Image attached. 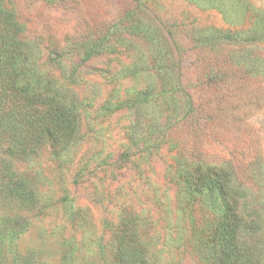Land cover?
Instances as JSON below:
<instances>
[{"label":"rangeland","instance_id":"1","mask_svg":"<svg viewBox=\"0 0 264 264\" xmlns=\"http://www.w3.org/2000/svg\"><path fill=\"white\" fill-rule=\"evenodd\" d=\"M6 5L74 127L63 148L9 158L22 186L0 194V264H121L122 239L141 250L125 264H218L207 166L264 264V0Z\"/></svg>","mask_w":264,"mask_h":264},{"label":"trees","instance_id":"2","mask_svg":"<svg viewBox=\"0 0 264 264\" xmlns=\"http://www.w3.org/2000/svg\"><path fill=\"white\" fill-rule=\"evenodd\" d=\"M6 1L0 0V194L3 196L22 186L11 173L10 157L27 155L44 138L53 148H63L74 127L72 113L58 100L56 89L44 86L34 76V62L29 60L32 46L23 37L22 26ZM197 171L195 184L215 191L222 202L220 215L207 237L217 251L218 264H254L239 239L247 225L239 215L236 200L229 196L225 171L209 166ZM122 240L116 256L125 264L141 250H125L126 243Z\"/></svg>","mask_w":264,"mask_h":264}]
</instances>
